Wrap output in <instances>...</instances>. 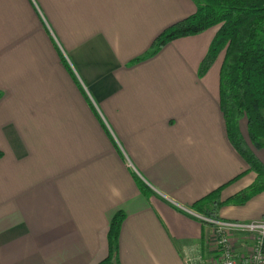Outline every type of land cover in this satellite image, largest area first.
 <instances>
[{"label": "crops", "instance_id": "obj_1", "mask_svg": "<svg viewBox=\"0 0 264 264\" xmlns=\"http://www.w3.org/2000/svg\"><path fill=\"white\" fill-rule=\"evenodd\" d=\"M196 8L0 0V264L98 263L118 210L111 264H186L204 250L209 227L191 203L220 185L224 199L256 174L226 136L222 56L197 75L217 28L146 56L159 32ZM256 153L264 162V145ZM263 216L264 191L219 209L223 220Z\"/></svg>", "mask_w": 264, "mask_h": 264}, {"label": "trees", "instance_id": "obj_2", "mask_svg": "<svg viewBox=\"0 0 264 264\" xmlns=\"http://www.w3.org/2000/svg\"><path fill=\"white\" fill-rule=\"evenodd\" d=\"M196 11L159 32L146 56L153 55L166 43L180 37L199 34L217 26L202 58L197 75L202 77L219 56V108L226 136L232 147L246 161L247 170L256 174L247 187L220 198L224 185L191 203L190 209L203 216L219 218L224 205H242L264 191V162L256 150L264 145V0H195ZM140 59V58H136ZM245 120V134L240 123ZM3 152L0 150V157ZM143 194L150 191L139 179ZM124 213L118 210L107 228L108 254L98 263L111 264L117 258L118 237ZM203 223V222H202Z\"/></svg>", "mask_w": 264, "mask_h": 264}, {"label": "built area", "instance_id": "obj_3", "mask_svg": "<svg viewBox=\"0 0 264 264\" xmlns=\"http://www.w3.org/2000/svg\"><path fill=\"white\" fill-rule=\"evenodd\" d=\"M191 213L209 228L204 250L187 258L186 264H264V216L239 221Z\"/></svg>", "mask_w": 264, "mask_h": 264}, {"label": "rangeland", "instance_id": "obj_4", "mask_svg": "<svg viewBox=\"0 0 264 264\" xmlns=\"http://www.w3.org/2000/svg\"><path fill=\"white\" fill-rule=\"evenodd\" d=\"M216 28H217V26H213L212 30H216ZM74 75H75V73H74Z\"/></svg>", "mask_w": 264, "mask_h": 264}, {"label": "clouds", "instance_id": "obj_5", "mask_svg": "<svg viewBox=\"0 0 264 264\" xmlns=\"http://www.w3.org/2000/svg\"><path fill=\"white\" fill-rule=\"evenodd\" d=\"M112 191H113V192H116V189H115V188H113V189H112Z\"/></svg>", "mask_w": 264, "mask_h": 264}]
</instances>
